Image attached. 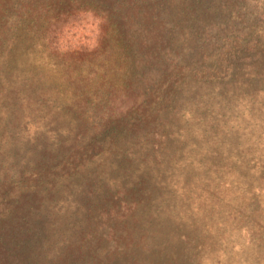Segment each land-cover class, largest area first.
<instances>
[{
	"label": "clouds",
	"instance_id": "clouds-1",
	"mask_svg": "<svg viewBox=\"0 0 264 264\" xmlns=\"http://www.w3.org/2000/svg\"><path fill=\"white\" fill-rule=\"evenodd\" d=\"M110 3L111 10L87 3L63 12L36 0L43 32L32 35L16 66L14 105L8 85L0 88V213L34 190L40 152L68 150L85 157L80 171L34 213L57 264L79 246L70 221L86 212L89 192L119 200L137 189L134 201L119 202L154 226L145 230V254L171 252L173 264H264V0ZM130 7L141 21L135 30L147 35L150 18L170 41L145 69L149 82L166 74L176 80L173 102L135 133L118 128L131 118L109 96L120 74L118 52L108 47L121 31L112 17L124 30ZM14 31L0 27V72L20 47Z\"/></svg>",
	"mask_w": 264,
	"mask_h": 264
},
{
	"label": "trees",
	"instance_id": "trees-1",
	"mask_svg": "<svg viewBox=\"0 0 264 264\" xmlns=\"http://www.w3.org/2000/svg\"><path fill=\"white\" fill-rule=\"evenodd\" d=\"M58 11L71 12L74 5L89 4L95 8L111 10L110 0H52ZM36 0H0V27L6 31L14 28L13 35L21 29H27L31 33H42L39 28ZM128 15L124 19V30L120 26V18L113 16V22L121 31L117 32L115 43L111 46L116 52L115 67L120 70L117 81L118 86L110 89V99L115 102H128L137 104L144 94L152 95L159 89V97L169 106L173 102V85L176 80L171 74L164 75L160 80L149 82L145 69L154 67L161 59V50L165 49L170 41L165 32L161 30L158 22L150 18L145 20L142 27L147 32L135 30L141 24L135 7L126 9ZM149 13V17H150ZM123 35L127 39V46L117 44ZM150 39V43L144 41ZM133 52V55L130 54ZM136 65H140L138 70ZM136 71H132V68ZM128 76V79L126 76ZM2 76V74H0ZM122 108V104H117ZM140 124L149 128L153 124V118L146 110H140L138 114ZM81 160L68 161L59 173L69 176V170L76 171L81 167ZM91 193V192H89ZM126 199V200H125ZM258 202V198H255ZM120 200L127 201V194L122 192L118 200L117 208H86L81 218L82 226H79V246L65 249L61 264H173L172 260L160 262L154 261L151 254H145L142 240L145 230L150 225L146 218H141L139 211H133L128 206L126 211H121ZM42 208H13L7 214L0 215V264H27L26 257H31L32 250H40L38 223L34 213L41 212ZM80 225V224H79ZM115 244V249L110 245ZM161 252H156L160 254ZM163 254V253H162ZM163 254L165 257L172 255ZM45 264H57L55 258H49Z\"/></svg>",
	"mask_w": 264,
	"mask_h": 264
},
{
	"label": "rangeland",
	"instance_id": "rangeland-1",
	"mask_svg": "<svg viewBox=\"0 0 264 264\" xmlns=\"http://www.w3.org/2000/svg\"><path fill=\"white\" fill-rule=\"evenodd\" d=\"M34 34L38 35L39 32L31 33L27 29H21L17 34L14 35L18 39L20 47L15 51L9 52L7 62L2 72H0V74H2L3 76V81H0V88H3L5 84L8 85V99L13 105L16 102V96L18 94V86L14 83V79L19 76V72L17 71L16 66H23L22 54L26 45L31 41V37ZM120 39L121 40L117 41V44L123 43V47H126L128 45V40L125 39L123 35L120 37ZM108 46H111V44ZM118 53H120V51ZM130 54L133 55V52L130 51ZM132 71L135 72L136 68L133 67ZM117 78L118 76L116 77V80ZM126 78L128 79V76H126ZM159 91L160 90L156 88L152 95L144 94L142 102L140 100L137 104L117 102L116 104H122V108L126 109L127 115L131 118L130 121H118V128H126L130 133H135L144 128L143 124H140L138 119L140 110H146V112L152 116L154 124L157 111L168 107L167 103L162 102V100L160 99ZM153 124H151L150 127ZM75 159L84 162L85 157L80 153H74L68 150H62L59 154H51L47 150L40 152L37 162V178L34 181H31V184L34 185V190L33 188H29L27 192L22 194V197L19 200L6 202V210H11L13 208H42V213L45 210L44 205L56 198L57 187L61 183V181L65 178H71L74 174L80 171V167H78L76 171L69 170V176H65L63 173H59L60 170L64 168V164L66 162L73 161ZM94 195L95 193L91 192L88 194V197L83 200L86 208H117L116 206H118V199L114 198L113 194L105 192L102 196L97 197L96 199H91L90 197ZM121 195L122 193H120V197ZM136 195H138V189L136 190V192L127 193L128 199H131L133 201L136 199ZM259 207L260 206L258 202H256V204L252 206L253 215L251 216V219H256L255 213L259 211ZM82 216L83 213L80 216L76 217L74 220L70 221L72 228H74L76 232H78L80 228L79 226H82V222L80 221ZM139 216L141 218H145L143 214H139ZM37 225L39 228V232H41V237L38 241L39 245L41 246L38 252H34V250H32L31 257L34 255H36L37 257L34 259V261L30 259L29 263L45 264L49 259L52 247L49 246V248H45V243L49 239L48 235L44 229L42 222H39ZM60 235H63V229H61ZM58 238L59 237H54V240ZM151 256L154 261L159 259L160 262L170 259V256L165 257L162 253L156 254V252H153ZM26 262L28 264L27 257Z\"/></svg>",
	"mask_w": 264,
	"mask_h": 264
}]
</instances>
